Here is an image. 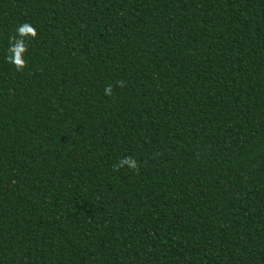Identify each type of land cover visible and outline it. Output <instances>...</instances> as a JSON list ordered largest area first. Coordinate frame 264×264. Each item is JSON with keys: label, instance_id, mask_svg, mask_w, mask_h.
<instances>
[{"label": "trees", "instance_id": "16d2710c", "mask_svg": "<svg viewBox=\"0 0 264 264\" xmlns=\"http://www.w3.org/2000/svg\"><path fill=\"white\" fill-rule=\"evenodd\" d=\"M0 264H264V0H0Z\"/></svg>", "mask_w": 264, "mask_h": 264}, {"label": "clouds", "instance_id": "9594fccd", "mask_svg": "<svg viewBox=\"0 0 264 264\" xmlns=\"http://www.w3.org/2000/svg\"><path fill=\"white\" fill-rule=\"evenodd\" d=\"M36 37L37 31L35 27L27 22L19 25L16 29V34L9 37L6 62L9 65H12L17 72H23V70L27 67V61L24 57L28 52V42ZM117 86L123 88L125 85L123 81H118ZM104 93L106 96H111L113 94V87L111 85H107ZM123 167H127L136 172L139 171V163L132 156L121 158L119 162L113 166V170L119 171V169Z\"/></svg>", "mask_w": 264, "mask_h": 264}]
</instances>
